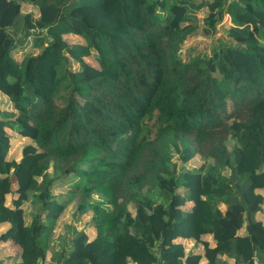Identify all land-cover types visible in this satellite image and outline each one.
Here are the masks:
<instances>
[{
  "label": "trees",
  "instance_id": "1",
  "mask_svg": "<svg viewBox=\"0 0 264 264\" xmlns=\"http://www.w3.org/2000/svg\"><path fill=\"white\" fill-rule=\"evenodd\" d=\"M195 6L208 33L228 13L231 41L183 60ZM27 34L38 51L16 61ZM263 39L264 0H0V241L15 231L16 264H36L74 196L89 227L49 264H253L264 251L253 216L264 200ZM174 152L206 166L176 169ZM70 175L75 191L53 194ZM28 190L40 207L25 223ZM187 237L200 252L185 253Z\"/></svg>",
  "mask_w": 264,
  "mask_h": 264
},
{
  "label": "rangeland",
  "instance_id": "2",
  "mask_svg": "<svg viewBox=\"0 0 264 264\" xmlns=\"http://www.w3.org/2000/svg\"><path fill=\"white\" fill-rule=\"evenodd\" d=\"M194 2H198L200 0H193ZM28 9V11L35 10L36 7L34 5H28V8H23V10ZM78 11V10H75ZM192 14L194 16L193 23L196 26L183 38L182 42L178 47V54L183 60H187L189 56L194 54H206L210 53V49L217 43L218 39H223L225 41H231L229 37L226 36L224 30H222V25L229 23L228 13H223L222 18L219 22L215 24V28L211 33L203 31V16L205 15V7L203 6H195L191 9ZM42 32L44 29L41 30ZM30 33V32H29ZM19 32L16 33L18 35ZM32 34V33H31ZM31 34H27V36L23 38H18L17 42H20L11 50V56L16 61H20L24 55L28 52L31 54L37 53L38 48L30 47V39ZM26 39V40H25ZM79 42H84L82 37H77ZM264 42V39L262 40ZM69 59V67L72 70L77 68V63L75 61L71 62L72 59ZM232 106L231 103L228 106ZM0 107H3V103L0 101ZM226 146L230 149L234 145L233 139H226ZM171 161L175 162L176 169L180 165H184L186 168H201V166H206V160H202L196 154H190L186 160L182 161L178 158L177 153H172ZM78 177L70 175L69 177H65L63 180H60L56 186L53 187V194H62L68 193V191H75L76 182L78 181ZM26 200L23 202L24 213L23 217L25 219V223L30 221V215L33 214L35 208L40 207V203L36 201L34 192L32 190L26 191ZM98 199L104 205L105 208H109V203L106 201V197L104 195H99L98 193H93L91 196L87 197V201H92ZM77 196L71 198L68 203L65 205L62 212L58 213L52 222V227L47 229L44 236V244L42 255L38 256L36 259V264H49L51 262L56 261L57 253L56 250L62 246V243H69L68 238H71L69 234L72 231H82L87 230L90 222L88 221V215L85 214L83 216L79 215L77 212ZM37 204H34V203ZM6 203H9V199L6 198ZM127 208L130 212H133L134 208L131 203L127 204ZM29 220V221H28ZM7 228L6 224H0V234L5 231ZM15 231L7 236L4 240L0 241V264H16L21 260L20 248L17 246H12L11 243L15 242ZM189 251H185L188 253ZM55 253V254H54Z\"/></svg>",
  "mask_w": 264,
  "mask_h": 264
},
{
  "label": "crops",
  "instance_id": "3",
  "mask_svg": "<svg viewBox=\"0 0 264 264\" xmlns=\"http://www.w3.org/2000/svg\"><path fill=\"white\" fill-rule=\"evenodd\" d=\"M260 193H262L264 197V186L262 188L257 189ZM255 219H260L262 223H264V200L261 205V208L257 211L254 212L253 214ZM205 238V240L209 241L210 245L213 244V239L211 237V234L205 233V235L202 236ZM183 248L184 251H191V252H200L201 251V245L197 243L193 238L187 237L183 239ZM254 261L253 264H264V251L261 250H256L255 254L253 255ZM220 256L218 257V264H222L223 262L221 261ZM205 259L202 257L199 260L198 264H204Z\"/></svg>",
  "mask_w": 264,
  "mask_h": 264
},
{
  "label": "clouds",
  "instance_id": "4",
  "mask_svg": "<svg viewBox=\"0 0 264 264\" xmlns=\"http://www.w3.org/2000/svg\"><path fill=\"white\" fill-rule=\"evenodd\" d=\"M42 29H44V28H42Z\"/></svg>",
  "mask_w": 264,
  "mask_h": 264
}]
</instances>
